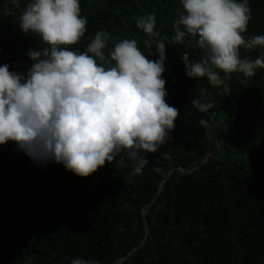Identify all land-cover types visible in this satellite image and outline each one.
Returning a JSON list of instances; mask_svg holds the SVG:
<instances>
[{"label": "trees", "instance_id": "16d2710c", "mask_svg": "<svg viewBox=\"0 0 264 264\" xmlns=\"http://www.w3.org/2000/svg\"><path fill=\"white\" fill-rule=\"evenodd\" d=\"M29 2L19 0L15 8L11 0H0V66L24 74L34 63L29 51L48 47L40 35L19 27ZM79 4L88 23L80 41L65 46L68 50L85 52L103 31L110 36L102 50L106 57L116 42L135 39L148 59L157 60L155 44L164 39L165 99L179 116L157 152H141L149 163L136 176L126 152L82 178L54 160L34 161L15 142L0 145V264H71L76 258L98 264H264V68L250 78L229 74L236 116L221 146L201 164L231 120L233 106L224 84L213 86L207 77L186 75L181 56L187 53L190 61H199L206 53L196 46L198 37L174 40L182 0ZM248 4L245 40L264 36V0ZM5 8L14 15H5ZM149 14L156 16L157 36L136 25L137 17ZM145 41L151 43V55ZM262 55L264 47L240 49L241 59ZM214 70L225 83L226 73ZM197 98L213 104L210 115L193 107ZM201 119L207 123L200 125ZM232 147L242 160L230 153ZM169 170L159 190L161 176Z\"/></svg>", "mask_w": 264, "mask_h": 264}, {"label": "clouds", "instance_id": "9594fccd", "mask_svg": "<svg viewBox=\"0 0 264 264\" xmlns=\"http://www.w3.org/2000/svg\"><path fill=\"white\" fill-rule=\"evenodd\" d=\"M11 3L19 8V0ZM182 5L185 12L173 25L175 42L198 37L196 46L206 53L199 61L181 56L189 78L207 77L220 86L224 80L214 69L250 78L264 68V55L240 58L241 48L264 47V36H242L251 19L248 0H182ZM80 11L79 0H31L20 14L21 31L40 35L48 47L29 51L34 63L26 74L0 66V145L15 142L34 161L54 160L82 178L126 152L131 175H142L149 161L141 152H157L179 116L165 99L166 44L158 40L159 58L150 60L135 39H123L106 57L102 50L110 36L98 31L85 52L68 50L65 46L77 44L86 31ZM4 14L14 15L10 8ZM136 25L149 36L159 35L155 14L137 17ZM145 44L151 55V43ZM205 92L201 89V96ZM192 105L209 115L213 107L200 98ZM71 264L98 262L76 258Z\"/></svg>", "mask_w": 264, "mask_h": 264}, {"label": "water", "instance_id": "95a60500", "mask_svg": "<svg viewBox=\"0 0 264 264\" xmlns=\"http://www.w3.org/2000/svg\"><path fill=\"white\" fill-rule=\"evenodd\" d=\"M228 78H229V74L226 73V79H225V83H224L223 88H224V91L227 93V95L230 97V100H231V103H232V106H233V115H232L231 120L229 121V123L223 125V127H222V135H221V138H220V139L214 144L213 148H212L211 150H209V151H208V152L202 157V162H201V164H203V163H205L206 161H208V160L212 157V155L215 153V151L221 146V144L223 143V140H224V138H225V135H226V133H227L229 127L232 125V123H233V121H234V119H235V116H236V108H235L236 106H235L234 99H233V97H232V95H231V92H230V88H229V85H228ZM178 170H179L180 172H184V169H183V168H178ZM192 171H193V169L189 170L188 173H190V172H192ZM171 172H172V170H169V171H167L165 174H163V175L161 176V183H160V186H159V190L161 189L163 183L165 182V180H164V176H165V175H170ZM148 206H149V205H148ZM146 212H147V210L144 211V212L142 213V218H143V219H144V216H145V213H146Z\"/></svg>", "mask_w": 264, "mask_h": 264}, {"label": "rangeland", "instance_id": "374dc122", "mask_svg": "<svg viewBox=\"0 0 264 264\" xmlns=\"http://www.w3.org/2000/svg\"><path fill=\"white\" fill-rule=\"evenodd\" d=\"M185 12V10L182 12V13H184ZM181 13V14H182ZM212 138L214 139L215 138V136H211V139L210 140H212ZM215 144V142L213 143V145ZM213 147V146H212ZM238 150H237V148L236 147H232V149H231V152L230 153H232V155L236 158V159H241L242 160V157H240V154H238L239 152H237ZM243 159H245V156H243Z\"/></svg>", "mask_w": 264, "mask_h": 264}]
</instances>
